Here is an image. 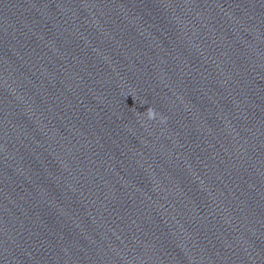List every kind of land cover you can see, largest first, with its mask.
<instances>
[{
  "label": "clouds",
  "instance_id": "9594fccd",
  "mask_svg": "<svg viewBox=\"0 0 264 264\" xmlns=\"http://www.w3.org/2000/svg\"><path fill=\"white\" fill-rule=\"evenodd\" d=\"M146 115L149 119H153L156 115L155 109L149 107L148 109H146Z\"/></svg>",
  "mask_w": 264,
  "mask_h": 264
}]
</instances>
